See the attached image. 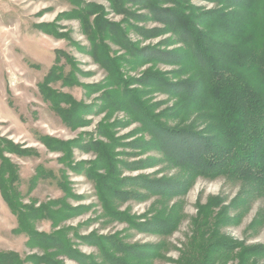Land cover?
<instances>
[{"label": "rangeland", "instance_id": "obj_1", "mask_svg": "<svg viewBox=\"0 0 264 264\" xmlns=\"http://www.w3.org/2000/svg\"><path fill=\"white\" fill-rule=\"evenodd\" d=\"M227 1L0 0V177L19 214L0 190V255L201 264L225 244L232 260L204 264H264V191L197 164L210 134L176 94L196 80L184 23Z\"/></svg>", "mask_w": 264, "mask_h": 264}, {"label": "trees", "instance_id": "obj_2", "mask_svg": "<svg viewBox=\"0 0 264 264\" xmlns=\"http://www.w3.org/2000/svg\"><path fill=\"white\" fill-rule=\"evenodd\" d=\"M227 2L236 11L206 15L197 25L183 22L195 48V52L189 53L193 62L183 65L196 80L176 94L183 99L178 104L184 105L185 111H195L205 124L204 132L211 136L196 140L197 135L201 138L203 134H195V148L203 152L197 164H209L214 171L242 173L251 188L264 191V0ZM97 52L105 56L100 48ZM105 59L106 65L105 60L98 61L111 70L108 57ZM187 129L191 127L183 128L182 132L191 133ZM99 153L104 154V150L99 149ZM208 154L210 157L205 156ZM1 177V194L11 211L18 214ZM103 202L108 208L110 201L103 197ZM37 213L39 210L34 211ZM39 236L40 241L47 244L53 241V246L59 248L66 241L63 235L55 240ZM229 250L225 244L214 252L206 250L201 264L216 252L232 260ZM235 257L239 264H245L244 258ZM18 263L17 258L0 255V264Z\"/></svg>", "mask_w": 264, "mask_h": 264}]
</instances>
